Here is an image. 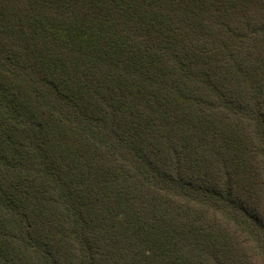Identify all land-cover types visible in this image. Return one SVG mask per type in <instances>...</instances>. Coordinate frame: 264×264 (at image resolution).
<instances>
[{
	"label": "trees",
	"instance_id": "16d2710c",
	"mask_svg": "<svg viewBox=\"0 0 264 264\" xmlns=\"http://www.w3.org/2000/svg\"><path fill=\"white\" fill-rule=\"evenodd\" d=\"M0 264H264V0H0Z\"/></svg>",
	"mask_w": 264,
	"mask_h": 264
}]
</instances>
